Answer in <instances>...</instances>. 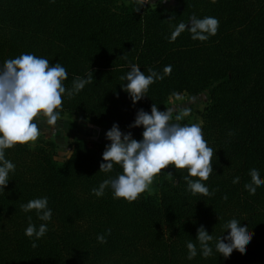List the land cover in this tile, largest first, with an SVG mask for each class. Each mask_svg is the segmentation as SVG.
<instances>
[{
  "label": "trees",
  "instance_id": "trees-1",
  "mask_svg": "<svg viewBox=\"0 0 264 264\" xmlns=\"http://www.w3.org/2000/svg\"><path fill=\"white\" fill-rule=\"evenodd\" d=\"M175 1L169 7L165 0H0V66L25 53L50 66L59 62L68 73L66 90L76 76L93 72V82L78 94L62 96L60 115L124 130L140 109L151 114L153 103L162 111L172 97L207 92L200 125L214 155L203 183L215 190L193 196L183 179L187 170L169 165L151 192L131 203L113 199L110 187L97 197L91 190L122 172L119 165L100 172L102 144L76 140L62 162L53 140L16 144L5 149L16 167L0 191V264H264V185L255 195L244 188L252 168L264 179V0ZM193 15L217 18V34L201 42L185 30L169 42L175 26ZM131 64L145 75L148 68L163 74L168 65L172 72L133 103L120 79ZM235 177L240 180L233 184ZM42 197L52 211L48 222L20 209ZM29 216L37 228L47 223L39 240L24 234ZM231 219L253 235L244 254L234 250L226 259L215 241L228 235L223 225ZM201 225L213 236L208 258L196 241ZM109 229L107 242L99 243L97 236ZM188 241L197 247L191 260Z\"/></svg>",
  "mask_w": 264,
  "mask_h": 264
},
{
  "label": "clouds",
  "instance_id": "clouds-1",
  "mask_svg": "<svg viewBox=\"0 0 264 264\" xmlns=\"http://www.w3.org/2000/svg\"><path fill=\"white\" fill-rule=\"evenodd\" d=\"M190 25V26H189ZM219 20L206 16L197 18L195 15L189 18L188 23L181 22L175 26L169 37V42H174L185 30L189 31L193 40L207 41L218 32ZM126 58V54L122 56ZM148 75L140 70L136 64L130 65V70L120 79L127 83L122 84V90L127 92L133 103L141 100L157 80L170 75L172 66H165L163 74L147 69ZM68 73L59 62L49 64V60L34 54L25 53L15 58L4 61L0 66V191H3L9 181V174L15 171V164L5 158V149L12 148L16 144H28L34 142L41 135L39 122H45L49 126H55L62 108V96L67 93L71 99L93 82V72L87 73L86 78L76 76L72 87L66 90L64 81ZM187 110H185V115ZM43 117V121L38 118ZM181 115H176L175 120L180 121ZM173 114L170 109L159 111L156 104L151 106V114L140 109L135 121L129 125L132 127L143 126V139L137 141L132 138L131 132L122 133L117 124H113L106 133V138L111 141L105 146L103 163L100 164V172H111L114 165H119L122 172L115 177L105 179L98 188H93L92 194L97 197L104 195L106 188H111L113 199H124L131 203L137 200L142 193L149 189L154 178L161 174L169 165L177 170L186 169L187 175L183 177L187 184V190L193 196L200 194L211 196L215 190L203 183L207 181L213 172L212 158L214 150L208 146L204 139L200 124L192 123L181 125L172 123ZM229 135H232L230 132ZM71 158V157H69ZM167 176L172 177L171 173ZM251 178L244 188L250 195H255L257 187L264 185L259 170H249ZM198 178V179H193ZM240 178L235 177L233 184L239 183ZM227 200V196L223 197ZM20 209L25 212L35 210L40 221L51 220L52 211L48 207V198H35L21 204ZM28 226L25 236L42 238L48 231L47 223H41L39 227L33 224L32 217H28ZM227 236L216 238L215 250L226 259L234 250L241 254L246 252V246L251 241L253 233L248 226H241L240 221L231 219L223 225ZM224 231V232H225ZM106 234L97 236L99 243H106ZM196 241L199 243L200 253L208 258L213 253L210 235L201 225L197 229ZM227 241V242H226ZM32 247H37L35 241ZM188 259L197 255L196 244L192 241L186 243Z\"/></svg>",
  "mask_w": 264,
  "mask_h": 264
},
{
  "label": "rangeland",
  "instance_id": "rangeland-1",
  "mask_svg": "<svg viewBox=\"0 0 264 264\" xmlns=\"http://www.w3.org/2000/svg\"><path fill=\"white\" fill-rule=\"evenodd\" d=\"M165 3L169 7L178 5L175 0H165ZM207 101V92L195 95L180 94L170 98L162 112L167 109L172 111V123L176 122V115H181L182 119L188 120L190 124H201V112ZM185 110H187L186 115ZM107 131L108 129L105 127L80 121L76 117L64 113L59 116L55 126H49L47 124L42 126L41 135L38 138L53 140L56 143L55 159L58 162H62L69 156L72 143L76 140H84L88 144H102L104 147L109 145L111 141L106 138ZM143 131V126H139L121 132L125 134L131 132L132 138L140 141L143 139ZM36 141L28 144L32 146ZM148 191L151 192L150 187Z\"/></svg>",
  "mask_w": 264,
  "mask_h": 264
},
{
  "label": "crops",
  "instance_id": "crops-1",
  "mask_svg": "<svg viewBox=\"0 0 264 264\" xmlns=\"http://www.w3.org/2000/svg\"><path fill=\"white\" fill-rule=\"evenodd\" d=\"M147 1V0H146ZM40 121H43V117H39L38 118ZM46 123L45 122H39V127L41 128V130H42V126H44ZM132 128H134V127H132ZM132 128H127V129H124V130H121L122 132H124V131H126V130H131ZM30 143V142H29Z\"/></svg>",
  "mask_w": 264,
  "mask_h": 264
},
{
  "label": "water",
  "instance_id": "water-1",
  "mask_svg": "<svg viewBox=\"0 0 264 264\" xmlns=\"http://www.w3.org/2000/svg\"><path fill=\"white\" fill-rule=\"evenodd\" d=\"M144 1H146V0H144Z\"/></svg>",
  "mask_w": 264,
  "mask_h": 264
}]
</instances>
